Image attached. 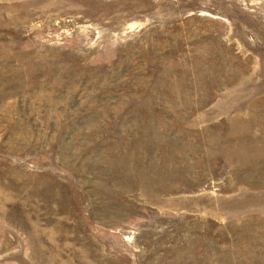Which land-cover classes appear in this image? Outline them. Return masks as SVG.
Here are the masks:
<instances>
[{"label": "rangeland", "instance_id": "rangeland-1", "mask_svg": "<svg viewBox=\"0 0 264 264\" xmlns=\"http://www.w3.org/2000/svg\"><path fill=\"white\" fill-rule=\"evenodd\" d=\"M0 264H264V0H0Z\"/></svg>", "mask_w": 264, "mask_h": 264}]
</instances>
